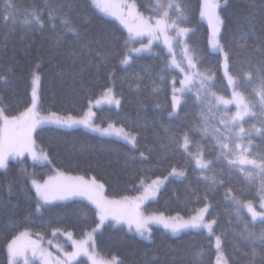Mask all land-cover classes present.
<instances>
[{"label":"trees","instance_id":"obj_1","mask_svg":"<svg viewBox=\"0 0 264 264\" xmlns=\"http://www.w3.org/2000/svg\"><path fill=\"white\" fill-rule=\"evenodd\" d=\"M133 1L143 15H158V0ZM222 1L219 11L224 23L219 39L230 54V72L238 79V91L256 113L244 122L250 130V135L246 136L251 140L252 156L249 158H255L264 154V115H261L264 108L257 95L261 89L256 72L264 58V0ZM8 2L15 7L10 9ZM8 2L0 0V75L8 79L7 85L0 81V106L6 107V114L17 115L29 106L30 79L34 70L40 76V113L80 115L90 100L112 84L121 101L120 106L96 108L94 121L102 126L113 123L124 127L135 134L136 147L82 128H37L33 133L35 146L47 153L51 163L38 164L21 158L10 160L7 169L0 170V264H8L6 246L20 231L28 229L49 237L54 229H59L71 231L75 238H80L98 223L94 207L79 199L52 203L39 213L35 211L37 198L31 180H43L56 170L93 177L103 183L107 197L116 198L138 193L142 180L164 176L172 167L182 168L185 176L168 179L144 210L189 216L204 203H209L207 218L216 221L213 231L221 236L222 250L229 264H247V254L253 247L261 251L259 241L241 237L246 231L259 234L264 230V220L253 221L244 208L237 213L232 199L236 196L245 202H258L261 177L249 179L245 172L257 171L251 166L230 165L229 160L233 157L220 155V147L211 131L207 135L201 131L202 113L207 116L209 126L223 131L219 123L223 111L220 106V111L215 108L209 111L206 102L198 101L197 85L185 93L177 114L169 116L173 78L178 84L180 76L169 69L168 54L163 47L156 45L152 54L134 55L126 66H121L120 61L128 50L125 47L127 34L116 21L101 15L89 0ZM159 2L167 5L168 0ZM175 2L182 5L187 17L180 26L193 29L187 41L199 52L200 70L214 73L213 91L228 96L230 91L220 70V54L210 50L208 26L200 19L201 0ZM50 3L62 6L61 16L67 19L68 25L62 22L61 16L49 20ZM31 8L42 10V27L21 23L24 10ZM9 12L15 20H4ZM170 15L173 18L177 15L174 8ZM68 26L75 27L79 36L67 31ZM58 34L62 39L55 43ZM88 48L93 50L91 54ZM97 52L107 55L101 59ZM249 71L252 72L251 80L244 75ZM212 103H216L214 98ZM252 125L261 132L255 134ZM185 133L190 140L189 151L196 153L199 146L204 159L211 162L210 169L203 175L190 154L182 149ZM236 142L233 141L231 146L234 147ZM140 152H144L147 159L141 158ZM204 176H215L218 182L213 185ZM221 180L223 184L219 183ZM94 240L99 256L115 255L123 264H215L212 237L202 230L172 236L159 227H152L151 239L144 240L123 226L106 221ZM196 250L202 255L194 256ZM86 263L80 258L75 264ZM256 264H260L259 256Z\"/></svg>","mask_w":264,"mask_h":264},{"label":"snow or ice","instance_id":"obj_2","mask_svg":"<svg viewBox=\"0 0 264 264\" xmlns=\"http://www.w3.org/2000/svg\"><path fill=\"white\" fill-rule=\"evenodd\" d=\"M8 2V0H6ZM227 0H225V3ZM92 3L100 9L103 13L108 16L114 17L124 26L127 30L128 36L125 40V47L140 43V47H131L129 53L123 56L120 61L121 64H128L131 59V53H140L143 51L150 50L153 40H159L163 37V42L167 46L172 58L169 62V69L175 67L184 74L183 79L180 80V87L177 88L175 84V78L172 83V111L169 112V116L177 113L179 106L183 102V97L186 92H191L193 88L199 84L196 88V99L201 103H207L209 111L213 108L216 111H220L219 106H224V111L220 113L219 123L223 127V131L215 126H209L207 123V116L203 113L201 131L207 135L211 131L213 138L216 140L217 145L220 147V155L228 158L229 164L236 166L237 161L241 166H251L253 170L247 171L245 174L252 179L254 176L261 177L260 193H261V208L264 209V154L258 155L255 158H249L252 153L249 147H245L242 143L245 136L250 135V130H246L243 127L242 122L249 115L255 116L253 112V106L247 101L246 97L239 91H237L238 79L230 72L229 52L225 51L224 45L220 42L221 26L224 20L221 18L218 9L221 7L219 0H202L200 8V16L206 18L210 26V37L209 46L219 53L223 57V71L224 76L227 78L228 85L233 89L232 98L226 99L222 95H218L217 92L213 91L214 73L210 70H200V56L199 52L195 47H191L185 40L193 29L188 27H181L180 25L186 22L187 17L184 15V8L180 3H176L175 0H168L167 5L160 3L158 0L156 12L158 15L155 17H145L143 14L136 10L135 3H127L126 0H92ZM8 7L14 8L15 6L8 2ZM61 5L60 4H48L49 20L55 19L57 16H61ZM175 9L177 15L173 18L170 15V10ZM160 9H164L160 12ZM19 11V9H17ZM41 11L36 8L25 9L24 19L21 21L24 25H31L33 23L43 26V20L41 19ZM8 19L15 20V17L11 12L4 16V20ZM61 20L65 25H68L67 19L61 16ZM54 27V25H53ZM67 31H71L77 36L79 33L75 27L68 26ZM175 32V36L170 33ZM148 37V43L144 44L143 38ZM62 37L58 34L55 43H59ZM173 41L183 44L184 46V57L183 60L177 61L175 53L173 52ZM87 47V45H86ZM261 51L260 48L256 49ZM89 53H92V49L88 48ZM96 55L101 59H104L107 54L97 52ZM184 61L187 62L185 67ZM38 67V65H37ZM99 68V65L97 66ZM9 72L12 68L9 67ZM256 72L260 77V91L257 95L260 96V104L264 108V58L260 62V66L256 68ZM244 75L249 80L252 78V72H245ZM111 76V73H109ZM163 80V77H161ZM0 81H3L5 85L8 83L7 76L0 75ZM40 82V76L36 71L32 73V88H31V105L27 107L19 115L9 116L7 115V109L4 106H0V169L6 170L10 160H16L23 158L25 154L31 157L34 162H46L51 163L47 153L43 150L37 152L35 150V141L33 140L32 133L38 125L43 123H56L62 126L73 127L74 125H84L94 131H98L104 134H115L132 146L136 147V136L125 130L124 127H117L113 123H109L107 127H101L95 124L93 121L94 113L91 111V107L80 119L68 116L66 118L59 117L55 113H50L48 116H40L37 111L38 95L37 88ZM156 90L154 86L153 91ZM215 99V105L212 100ZM102 101L108 104H115L117 108L120 106V99L113 93L111 87L105 88L101 99H98L95 103L99 105ZM235 103V113L229 114L228 105ZM91 105V101H90ZM264 115V111L261 112ZM255 127V126H253ZM257 132H261V129H256ZM227 141V142H225ZM233 141H238L235 146L232 147ZM179 143V141H176ZM190 140L188 135L185 133L183 136V144L181 145L185 151L188 150ZM251 145V140L248 141ZM164 147V145H162ZM195 159L197 168L201 170V174L211 167V162L203 158V152L199 146L195 154L190 153ZM140 157L147 159L144 152H140ZM242 172L245 171L244 167L240 169ZM25 173L27 170H24ZM184 177L185 171L182 168L172 167L169 176ZM205 180H211L212 184L215 185L218 181L215 176L208 177L204 176ZM168 180V176L157 177L150 183L145 184L141 181V187L143 191L140 195L134 198L124 197L120 200L107 199L102 195L103 185L98 184L93 178L92 180H85L81 176L66 175L64 172L56 170L54 176L48 177L43 183L37 179L31 180V185L35 190L37 202L35 211L37 213L48 205H51L57 200H67L72 197L82 196L86 197L93 205H95L99 223L96 224L90 232H85L84 238L76 240L73 238L71 231L65 232L64 235L72 243L73 250L65 253L66 259L61 260L56 258L52 259V253L49 252L43 246V236L41 233H31L28 229L19 232L15 235L7 244L8 251V264H19V259L24 258L25 264H28L27 254L31 252L33 257H39L43 264H71L72 261L76 260L78 256H86L91 264H123L117 256H112L110 259H105L99 256L96 251L94 234L101 228L106 221L115 222V224H123L127 226L129 232L135 231L136 234L145 239H151L150 236V224L158 223L162 224L163 227L172 232L178 233L185 229H205L209 236L214 234L213 226L216 223L215 219L209 220L206 218L210 209L209 203H204V206L193 211V214L187 219L182 217L179 213L175 216L166 217L163 213L159 215L145 216L141 211V206L150 199L156 197L157 192L161 186ZM223 184V181H219ZM230 192V190H229ZM207 195L204 196V200L207 201ZM235 204V211L239 213L241 208H246L251 214L252 220L255 221L258 217L264 220V211H256L251 201H242L236 196H232ZM60 230L54 229L53 235L55 236ZM35 236V239L32 236ZM242 239L249 240L252 242L259 241L261 245V251H257L253 247L247 255L249 259L247 264H256L257 256L260 257V264H264V230L259 234L255 232H247L242 235ZM51 244V241L48 242ZM59 247V246H58ZM215 247L217 250V264H228L225 258L224 252L222 251V240L220 235L215 236ZM194 256L202 255L200 250H196L193 253Z\"/></svg>","mask_w":264,"mask_h":264},{"label":"rangeland","instance_id":"obj_3","mask_svg":"<svg viewBox=\"0 0 264 264\" xmlns=\"http://www.w3.org/2000/svg\"><path fill=\"white\" fill-rule=\"evenodd\" d=\"M90 2H91V4H92V6L101 14V15H103L104 17H107V18H110V19H112V20H114V21H116L123 29H124V31L126 32V34H127V36H128V33H127V30L124 28V26L119 22V20H117L116 18H114V17H111V16H108V15H106L105 13H103L100 9H98L93 3H92V0H89ZM126 2L127 3H135L133 0H126ZM201 3H202V0H201ZM219 3H220V5L222 6L223 5V1L222 0H219ZM136 5V4H135ZM220 9V8H219ZM219 9H218V12H219V14H220V11H219ZM136 10L138 11V9H137V7H136ZM138 12H140V11H138ZM141 13V12H140ZM142 14V13H141ZM145 16V15H144ZM221 16V15H220ZM145 17H147V16H145ZM200 19H202L206 24H207V26H208V30H209V37H210V26H209V24H208V21H207V19L206 18H202L201 16H200ZM171 35H173V36H175V32H172V33H170ZM148 37H144L143 38V43L144 44H147L148 43ZM185 40H186V42L188 43V41H187V37H185ZM156 45H160L161 47H163V49L165 50V52L168 54V62H167V64L169 65V62H170V60H171V58H172V53H170L169 52V50H168V48H167V46L164 44V42H163V37H161L159 40H153V43H152V45H151V48H150V50H147V51H143V52H140V53H131V57L132 56H134V55H143V54H152L153 52H154V47L156 46ZM173 52L175 53V57H176V59H177V61L179 62V61H181V60H183V57H184V46H183V44H181V43H178L177 41H173ZM188 45L190 46V44L188 43ZM131 47H137V48H139L140 47V43H135V44H133V45H129V47H128V50H127V52L126 53H129V51H130V48ZM209 48H210V50L211 51H213V52H217V53H219V51H216V50H213L210 46H209ZM220 54V53H219ZM220 57H221V60H220V70H221V73L223 74V76H224V71H223V67H222V63H223V57H222V55L220 54ZM123 59V58H122ZM131 60V59H130ZM130 62V61H129ZM120 65L121 66H126L127 64H121L120 63ZM184 65H185V67H186V65H187V62L186 61H184ZM172 70H174V71H176V72H178L179 73V80H178V84H176V87L177 88H179L180 87V80L181 79H183V77H184V74L183 73H181L180 71H179V69H177V68H175V67H172L171 68ZM34 71H36L37 72V70H34ZM33 73V72H32ZM224 78H225V80H226V84H227V86H228V89H229V91H230V94L228 95V96H224L226 99H231L232 98V92H233V89L228 85V81H227V78L224 76ZM31 81H32V76H31V79H30V95H31V88H32V83H31ZM197 86L199 87V84H197ZM108 87H111L112 89H113V86H112V84H110ZM108 87H106V88H108ZM237 91H238V89H236ZM38 91H39V84H38V88H37V95H38ZM104 91V90H103ZM103 91L96 97V98H94V99H92V100H90L91 101V105H90V102L88 103V105H87V107H86V109L84 110V112L82 113V114H80V115H72V114H62V113H58V112H47V113H40L39 111H38V104H37V111H38V113L40 114V116H48L50 113H55L57 116H59V117H63V118H66V117H68V116H72L73 118H76V119H80V118H82L83 116H84V114L89 110V108L91 107V111L94 113V116H95V109L96 108H99V107H102V106H113V107H117L115 104H108L107 102H104V101H102L99 105H97L95 102L98 100V99H101V97H102V94H103ZM113 93H114V90H113ZM115 94V93H114ZM218 95H220V94H218ZM171 96H172V94H171ZM38 101H39V98H38ZM171 104H172V100H171ZM31 105V101H30V104H29V106ZM28 106V107H29ZM220 107L222 108V111H224V106L223 105H220ZM179 109V108H178ZM228 110H229V114H232V113H235V111H236V105H235V103H233V104H230V105H228ZM171 111H172V108H171ZM170 111V112H171ZM23 112V111H22ZM178 112V111H177ZM175 114H177V113H175ZM175 114H173V115H175ZM17 115H19V114H17ZM94 116H93V121H94ZM251 115H249V116H247V117H250ZM247 117L245 118V120L247 119ZM245 120L242 122V124H243V127L246 129V130H249L248 128H247V126L245 125ZM94 123H95V121H94ZM95 124H97V123H95ZM99 125V124H98ZM108 125V124H107ZM107 125H104V126H102V125H100L101 127H107ZM41 126H55V127H59V128H67V129H70V128H82V129H84V130H87V131H89V132H92V133H95V134H97V135H99V136H103V137H109V138H113V139H117V140H120V141H123V142H125V143H127L129 146H131V147H133L132 146V144H130V143H128V141H126V140H124L123 138H121V137H119V136H117V135H115V134H104V133H101V132H98V131H94V130H92V129H90V128H87V127H85L84 125H74L73 127H67V126H62V125H59V124H56V123H52V122H48V123H43V124H41V125H38L37 126V128H39V127H41ZM115 126H117V127H121V126H118V125H115ZM254 125H252L251 127H252V129L254 130V132H255V134H258L259 132H257L256 131V129H260V128H258V127H253ZM36 128V129H37ZM35 129V130H36ZM34 130V131H35ZM126 130V129H125ZM34 131H33V133H34ZM127 131V130H126ZM128 132H130V131H128ZM33 133H32V137H33ZM131 133V132H130ZM133 134V133H132ZM133 135H135V134H133ZM34 140V139H33ZM248 139H247V137L245 136L244 137V139H243V141H242V143H243V145L245 146V147H250V145L248 144ZM238 142V141H237ZM183 144V138H182V143H181V145ZM182 149L185 151V149L182 147ZM35 150L37 151V152H40L41 150L39 149V148H37L36 146H35ZM187 153H192V152H190L189 151V146H188V150L186 151ZM192 154H195V153H192ZM191 157H192V159H193V162H194V164H195V159L193 158V156L192 155H190ZM23 158H27L29 161H31V162H34L32 159H31V157L30 156H28L27 154H25V156L23 157ZM204 158V157H203ZM19 159H21V158H19ZM17 160V159H16ZM206 160V159H205ZM34 163H38V164H46V162H34ZM237 163H238V161H237ZM195 166H196V164H195ZM197 167V166H196ZM1 170V169H0ZM171 172V171H170ZM169 172V173H170ZM169 173L168 174H166V175H164V176H168V179H170V178H179L178 176H169ZM56 174V171H54L53 173H51L49 176H47L45 179H43V180H38L39 182H41V183H43V181L44 180H46L48 177H50V176H54ZM66 175H71V176H81V175H74V174H68V173H65ZM164 176H160V177H164ZM81 177H83L85 180H92L93 179V177H85V176H81ZM157 178V177H156ZM156 178H153V179H150V180H148V181H144V183L145 184H147V183H150L152 180H154V179H156ZM95 179V178H94ZM96 180V179H95ZM97 181V183L98 184H102L103 185V183L101 182V181H98V180H96ZM167 181V180H166ZM165 181V182H166ZM164 185V184H163ZM162 185V186H163ZM139 186H140V190H139V192L138 193H136L135 195H132V196H121V197H116V198H110V197H107L106 195H105V189H104V185H103V192H102V195L103 196H105L107 199H115V200H120V199H122V198H124V197H128V198H134V197H136V196H138V195H140L141 194V192L143 191V188L141 187V183L139 184ZM162 186H161V188H162ZM160 188V189H161ZM160 191V190H159ZM158 191V192H159ZM158 192H157V194H158ZM156 197H157V195H156ZM155 197V198H156ZM155 198H153V199H150V200H148V201H145V203L141 206V208H140V211L145 215V216H151V215H159V214H161V213H150V212H146L145 210H144V206L149 202V201H152V200H154ZM73 199H79V200H84V201H86V202H88V203H90L93 207H94V209H95V211H96V208H95V205H93L86 197H82V196H76V197H72V198H70V199H67V200H57V201H54L53 203H61V202H66V201H70V200H73ZM247 202V201H246ZM252 202V201H251ZM261 203H262V201H261V197H260V199L258 200V202H256V203H254V202H252V204H253V207L256 209V211H258V212H260V211H264V209H262L261 208ZM203 207V206H202ZM201 208V207H200ZM244 210L247 212V214L250 216V218L252 219V217H251V214L247 211V209L246 208H244ZM96 215H97V211H96ZM176 214H172V215H166V214H164V216H166V217H170V216H175ZM182 217H184L185 219H187L189 216H191V215H189V216H183V215H181ZM97 218H98V216H97ZM206 218H207V214H206ZM208 219V218H207ZM259 219H261V218H257L256 220H259ZM209 220H211V219H209ZM110 222H112V221H110ZM98 223H99V218H98ZM115 226L117 225H119V226H123L127 231H128V229H127V226L126 225H123V224H115V222H112ZM102 227V226H101ZM152 227H159V228H161V229H163L166 233H168V234H170V235H172V236H177V235H179V234H181L182 232H185V231H190V230H192V231H198V230H202V231H204L206 234H208V232H207V230H205V229H185V230H182V231H180V232H178V233H172V232H170V231H168V230H166L164 227H163V225L162 224H158V223H151L150 224V229L152 228ZM94 228V227H93ZM101 229V228H100ZM100 229L98 230V231H100ZM92 230V229H91ZM91 230H89V231H87V232H90ZM24 231V230H23ZM97 231V232H98ZM21 232V231H20ZM65 232H68V231H59L55 236L53 235V231L51 232V236H49V237H45V236H43V241H42V243H43V246H44V248L45 249H47L49 252H51L52 253V259L53 260H55L56 258H59V259H61V260H64V259H66V257H65V253H67V252H71L72 250H73V248H72V243H71V241H69L68 239H67V237L64 235V233ZM96 232V233H97ZM129 232V231H128ZM32 233V232H31ZM95 233V234H96ZM130 233H132V234H134V235H136V236H138V237H140V238H142L141 236H139L138 234H136L135 233V231L133 230L132 232H130ZM85 234V233H84ZM95 234H94V236H95ZM17 235V234H16ZM209 235V234H208ZM217 234H213V235H211V237H212V242H213V247H214V250H215V264H217V250H216V247H215V236H216ZM150 236H151V231H150ZM32 238L33 239H35V236L33 235L32 236ZM73 238L74 239H76V240H80V239H83L84 238V235L82 236V237H80V238H75L74 236H73ZM142 239H144V240H149V239H145V238H142ZM49 241H51V244H49L48 242ZM9 243V242H8ZM59 246V247H58ZM67 246H70V248H68ZM223 251V250H222ZM6 253H7V263H8V259H9V257H8V251H7V246H6ZM101 257V256H100ZM80 258H83L87 263L86 264H91V261H89L88 260V258L86 257V256H83V255H81V256H78L77 258H76V260H74V261H72L71 262V264H75V263H77L78 261H79V259ZM103 258H105V257H103ZM111 257H107V258H105V259H110ZM226 258V257H225ZM27 261H28V264H31L32 262H36V263H38V264H43V261L39 258V257H33L32 255H31V252H29L28 254H27ZM19 264H25V259L22 257V258H20L19 259ZM228 264H229V262H228Z\"/></svg>","mask_w":264,"mask_h":264}]
</instances>
